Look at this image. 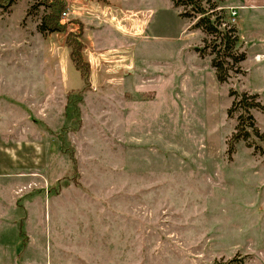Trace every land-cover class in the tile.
Wrapping results in <instances>:
<instances>
[{"label":"rangeland","instance_id":"rangeland-1","mask_svg":"<svg viewBox=\"0 0 264 264\" xmlns=\"http://www.w3.org/2000/svg\"><path fill=\"white\" fill-rule=\"evenodd\" d=\"M41 1L0 8V264H264V114L258 150L228 116L233 92L264 104V11L230 24L221 2L245 56L225 58L222 82L216 39L173 0H64L61 23L84 29V81L66 35L40 32Z\"/></svg>","mask_w":264,"mask_h":264},{"label":"trees","instance_id":"trees-1","mask_svg":"<svg viewBox=\"0 0 264 264\" xmlns=\"http://www.w3.org/2000/svg\"><path fill=\"white\" fill-rule=\"evenodd\" d=\"M16 0H0V8L9 9ZM223 0H173L176 8L182 9L181 16L195 21L193 27L200 28L206 35V37H213L216 41L211 46V55L214 57L212 65L217 70V77L220 81L226 82L227 71L226 60L228 56H235L236 62L245 60L244 55H234L233 52L237 48L239 42L238 37H231L226 30H222L221 20L226 15L221 16L220 13H225L227 5H220ZM40 6L44 7L45 14L42 17L39 25V30L42 33H64L66 36L65 44L70 51V57L75 69L80 73L84 81L88 80L91 65L88 59L85 58L84 42V29L81 24L76 31H71L65 24L61 23V14L66 8L64 0H42ZM227 13V12H226ZM235 32V30H234ZM202 51L205 48L199 49ZM88 85V84H86ZM234 101L231 108L228 110V116L230 119H236L238 123V129H242L235 137V140L240 139L246 141L248 146H256L257 150L262 148L259 144L262 140L261 136L255 132L257 125L256 118L253 114L254 111H259L264 114V104L258 101V95H250L246 92L234 93ZM83 102L81 93H71L68 96V103L66 106V124L71 128L68 130L76 131L77 125L81 126L80 107L79 104ZM60 140V152L66 160V168L68 170V176L73 184L81 186L78 173V160L75 147L72 145L70 139L65 138L63 135L58 136ZM263 141V140H262ZM264 142V141H263Z\"/></svg>","mask_w":264,"mask_h":264},{"label":"crops","instance_id":"crops-1","mask_svg":"<svg viewBox=\"0 0 264 264\" xmlns=\"http://www.w3.org/2000/svg\"><path fill=\"white\" fill-rule=\"evenodd\" d=\"M232 2V7L237 8L242 13L264 11V0H233Z\"/></svg>","mask_w":264,"mask_h":264},{"label":"built area","instance_id":"built-area-1","mask_svg":"<svg viewBox=\"0 0 264 264\" xmlns=\"http://www.w3.org/2000/svg\"><path fill=\"white\" fill-rule=\"evenodd\" d=\"M63 15L64 16H68V12H63ZM238 9L237 8H234V7H231L229 9V16H230V24H234L236 21H237V18H238Z\"/></svg>","mask_w":264,"mask_h":264}]
</instances>
